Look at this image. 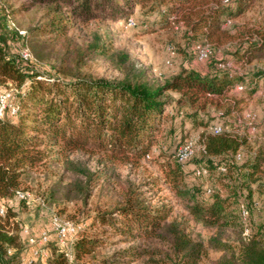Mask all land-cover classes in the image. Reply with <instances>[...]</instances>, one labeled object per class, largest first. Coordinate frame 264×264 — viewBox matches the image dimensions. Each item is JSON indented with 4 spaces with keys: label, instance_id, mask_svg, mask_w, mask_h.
<instances>
[{
    "label": "rangeland",
    "instance_id": "374dc122",
    "mask_svg": "<svg viewBox=\"0 0 264 264\" xmlns=\"http://www.w3.org/2000/svg\"><path fill=\"white\" fill-rule=\"evenodd\" d=\"M168 6L180 8L181 5L177 1H169ZM217 7L223 13L214 16L210 29L202 28L191 33L182 20L186 10L205 15ZM181 9L177 14L175 9L168 11L162 6L160 13L146 16L139 5L125 21L96 19L86 24L77 22L68 34L71 40L68 56L65 39L40 32L31 34L32 30L45 26L47 22L44 6H34L27 0H0V20H6L9 30L28 32L27 41L34 54L33 61L37 62L35 68L47 76L63 80L74 74L123 79L124 73L114 64L123 54L129 57L127 66L146 71L150 79L161 83L171 80L184 69L201 75L222 73L219 70L227 69L237 77V87L228 97V103L234 104L235 108L227 118H221L218 109L209 106L199 113L197 123L181 119L186 117L190 108L176 107L174 101L180 98V94L169 93L163 132L158 134V143L150 157L141 160L140 165L99 163L102 156L84 150L64 155L58 148L47 149L46 161L24 177L21 190L28 191L31 198L28 201L15 200L11 204V212L16 215L10 220L11 230L18 232L21 240V262L23 258H33V248L28 243L30 237L38 238L46 231L51 241L42 249L56 244L51 220L58 215L78 226H85V238L93 242L92 253L75 264H183L167 241L159 238L133 239L120 233L122 225L119 220L122 217L116 210L126 205L129 196L136 198L135 203L146 210L166 212L168 208L172 209L166 222L176 221L191 238L202 241L206 246L207 255L200 264H218L225 254L214 247L212 239H218L236 251L239 241L245 237L242 225L252 234H264V176L261 175L260 182L252 185L253 196L250 199L241 189L237 177L239 172L232 171L239 168L244 159L254 161L256 155L261 156V148L264 149V0H198L195 6L186 5ZM145 19L149 20L148 24L143 23ZM129 20H134L136 26L128 27ZM98 37L101 50L84 58L80 67L74 66L73 59L77 54L84 53L89 42ZM199 45L211 51L205 62L196 59V47ZM20 49V45L12 44L10 50L19 53ZM224 61L227 63L221 64ZM259 75L262 77L257 79ZM240 86L245 89H238ZM177 116L176 132L182 130L188 137L186 140H202L203 134L213 133L214 126H222L223 122H228L229 132L245 139L242 158L234 157L238 165H232L229 172L222 166L212 167L211 172L207 170L203 177L191 173L185 182L186 187L199 197L210 194L211 190L235 203V196H241L239 212L238 209L235 211L236 227L218 230L198 223L188 213L185 202L166 183L163 156L176 152L182 145L177 144L175 134L171 133L174 126L172 118ZM200 157L192 159L190 165L204 167L200 165ZM243 211L247 212L246 217ZM104 215H108L110 222H116L117 231L99 222ZM69 251L72 252L71 246ZM135 254H140V257H133Z\"/></svg>",
    "mask_w": 264,
    "mask_h": 264
},
{
    "label": "trees",
    "instance_id": "16d2710c",
    "mask_svg": "<svg viewBox=\"0 0 264 264\" xmlns=\"http://www.w3.org/2000/svg\"><path fill=\"white\" fill-rule=\"evenodd\" d=\"M34 6L46 8L45 26L31 31L65 39L66 55H70L69 31L78 23H89L92 20L115 22L127 20L137 6H141L146 16L159 12L162 6L168 11L181 13V7L195 6L198 0H27ZM179 2L180 8H169L168 2ZM217 7L211 14H201L195 10L184 12L182 20L191 33L204 28H212L214 16L221 15ZM143 23L148 24L145 19ZM27 36H21L19 30H9L6 20H0V94L17 93L11 101L16 108V115L9 111L0 119V204L8 206L6 217L0 219V264H21V240L18 232L11 230L10 220L16 217L12 211L16 191L23 186L24 177L38 169L48 158L49 148H58L61 154L67 155L80 150L102 156L99 163L109 161L121 164L140 165L141 160L150 157L158 143V134L163 132L165 111L170 103L169 93H178L175 100L179 109L190 108L186 117L197 123L200 112L209 106L217 108L221 118H227L235 108L229 104V94L237 87V77L227 69L222 73L201 75L184 69L171 80L161 83L150 79L146 71L135 70L127 66L129 57L121 54L114 64L124 73L123 79L82 77L80 74L67 76L68 80L47 76L35 66L37 62L24 60L22 49L29 48L33 54ZM207 34V33H206ZM17 39L18 41H15ZM12 44L20 45V52H11ZM78 48L77 46H75ZM99 37L86 46L84 53L79 52L73 59L74 66L80 67L84 58L101 50ZM256 47V46H255ZM34 55V54H33ZM72 59V58H71ZM227 62H221V64ZM262 77L259 75L257 79ZM252 84V82H250ZM244 90V86L238 87ZM226 102V103H224ZM221 103L227 105L222 111ZM175 115V114H174ZM175 119V121H174ZM178 116L172 118L171 133L175 134L177 144H183L188 138L179 130L176 132ZM218 126L215 125L214 127ZM220 126V125H219ZM228 122H223L222 131L218 134H203L206 147L200 165L208 172L212 167L222 166L229 172L236 165L234 157L243 152L246 145L244 138L229 132ZM175 127V128H174ZM256 128V125H255ZM178 150V149H177ZM264 149L261 156L254 161L246 159L232 171L237 176L246 198H252V185L260 182L264 176ZM172 154H164L162 164L165 181L176 192V196L186 204L190 216L207 228L223 230L236 227L238 220L235 211L239 212L242 197L235 196V203L221 193L209 190L201 197L186 187L185 182L197 167L190 162L180 164ZM69 163L66 165L68 167ZM72 169V168H71ZM75 172L79 170L74 169ZM262 175V176H261ZM90 180V179H89ZM126 205L116 210L122 217L119 229L122 235L133 239H162L167 241L174 255L183 264H200L207 255V248L202 241L191 238L176 221L167 223L172 209L146 210L138 206L136 198H126ZM113 214V213H110ZM108 215L100 217L99 222L118 230L115 221L107 220ZM243 227L245 232L246 227ZM85 226L79 230L77 239L71 244L74 262L67 258L68 251L57 244L47 247L48 257L33 264H75L92 253L93 242L85 238ZM243 232V233H244ZM160 233V234H159ZM214 247L225 254L218 264H264V234L258 232L239 241L237 250H232L218 239H212ZM12 250V254L9 251ZM140 257V254L132 255Z\"/></svg>",
    "mask_w": 264,
    "mask_h": 264
},
{
    "label": "built area",
    "instance_id": "2783aa9c",
    "mask_svg": "<svg viewBox=\"0 0 264 264\" xmlns=\"http://www.w3.org/2000/svg\"><path fill=\"white\" fill-rule=\"evenodd\" d=\"M135 26H136V22H134V20L128 21V27H135ZM19 33L21 36L26 35L25 31L19 30ZM20 54L24 60H33V55L29 48L22 49ZM195 54L198 62H205L209 59L211 55V51L207 47L199 45L196 47ZM16 93L17 91L14 92L9 91L0 94V119H3L8 111L12 115H16L17 110L11 105V101L15 97L14 95ZM221 131L222 128L221 126L218 125L214 128L213 133L218 134ZM205 152H206V147L204 142H202L201 140L199 141L186 140L178 148L175 158L180 164H186L195 157L205 154ZM236 157L238 159H241L242 158L241 153H238ZM194 174L196 177H203L207 175V169L204 167L196 168ZM15 197L17 201H28L31 198V194L28 191H23L20 189L16 191ZM7 211H8V206L5 203H1L0 219L6 217ZM243 215L244 217H246L247 212L243 211ZM51 227L55 232L56 244L60 248L68 251V253L66 254L67 258L69 259L70 263H73V257L69 252V247L77 238L81 226H78L71 221L64 220L58 215H54L51 220ZM244 233L245 236H248L249 230L245 229ZM50 241H51V236L46 231L42 232L38 238L30 237L28 243L33 248L32 250L33 258H31L30 260H28L29 258L27 259L23 258L21 264H33L36 259L45 260L48 257L49 253L47 248L43 250L42 247L49 244ZM9 254H12V250L9 251Z\"/></svg>",
    "mask_w": 264,
    "mask_h": 264
}]
</instances>
